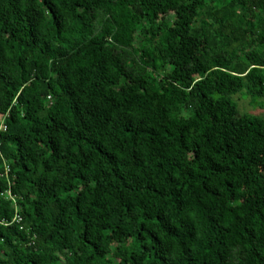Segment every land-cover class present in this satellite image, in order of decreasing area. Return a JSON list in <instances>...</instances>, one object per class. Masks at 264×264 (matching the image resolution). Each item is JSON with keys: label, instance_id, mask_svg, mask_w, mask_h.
Here are the masks:
<instances>
[{"label": "trees", "instance_id": "1", "mask_svg": "<svg viewBox=\"0 0 264 264\" xmlns=\"http://www.w3.org/2000/svg\"><path fill=\"white\" fill-rule=\"evenodd\" d=\"M241 89L264 0H0V264H264Z\"/></svg>", "mask_w": 264, "mask_h": 264}, {"label": "rangeland", "instance_id": "2", "mask_svg": "<svg viewBox=\"0 0 264 264\" xmlns=\"http://www.w3.org/2000/svg\"><path fill=\"white\" fill-rule=\"evenodd\" d=\"M230 98L236 102L239 113H251L264 116V96L258 98L256 102H252L251 97L246 95L244 89H241L232 94Z\"/></svg>", "mask_w": 264, "mask_h": 264}, {"label": "built area", "instance_id": "3", "mask_svg": "<svg viewBox=\"0 0 264 264\" xmlns=\"http://www.w3.org/2000/svg\"><path fill=\"white\" fill-rule=\"evenodd\" d=\"M13 220H15V218H13Z\"/></svg>", "mask_w": 264, "mask_h": 264}]
</instances>
